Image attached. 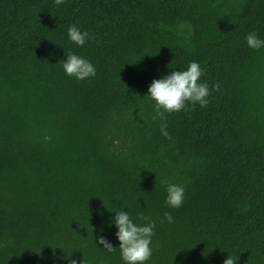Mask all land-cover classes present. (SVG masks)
Instances as JSON below:
<instances>
[{
  "label": "trees",
  "instance_id": "obj_1",
  "mask_svg": "<svg viewBox=\"0 0 264 264\" xmlns=\"http://www.w3.org/2000/svg\"><path fill=\"white\" fill-rule=\"evenodd\" d=\"M73 25L88 33L82 46ZM253 32L264 40V0H0V264H127L121 210L155 222L144 264H264ZM67 53L95 76H68ZM192 61L209 103L165 112L169 139L148 88ZM162 181L185 189L179 208Z\"/></svg>",
  "mask_w": 264,
  "mask_h": 264
},
{
  "label": "clouds",
  "instance_id": "obj_2",
  "mask_svg": "<svg viewBox=\"0 0 264 264\" xmlns=\"http://www.w3.org/2000/svg\"><path fill=\"white\" fill-rule=\"evenodd\" d=\"M56 5L64 3V0H54ZM68 36L72 42L77 45H84L88 38L86 31L82 32L77 26L73 25L67 29ZM248 47L259 49L264 46V40L257 37L256 33H249L246 36ZM62 67L65 73L70 77L83 80L91 76H95L94 66L86 59L67 53L66 59L63 60ZM202 69L198 62L189 63L186 70L172 71L169 75L160 79H154L149 88L148 95L155 101V115L152 119L155 121L159 118L163 123L160 124V131L163 136L170 139L167 129L165 112H179L184 109L186 103L193 106L197 103L201 107H206L209 103L208 97L210 89L208 83H198L202 75ZM219 84H213L214 90H219ZM163 110V111H162ZM167 184L165 203L172 208H179L184 200L185 189L173 183L162 181ZM165 219L169 223L173 217L170 213H164ZM140 220H148L146 225H137L133 223L129 215L125 211H116L114 223L118 228L116 236L119 240V249L121 258L127 264H144L149 260L152 254L150 247L151 237L154 235L155 222L150 221L148 217L139 214ZM98 242L104 246L109 252L114 251L113 247L103 236L98 238ZM238 257L233 258L227 256L223 264H235ZM69 264H77L76 260H69Z\"/></svg>",
  "mask_w": 264,
  "mask_h": 264
}]
</instances>
